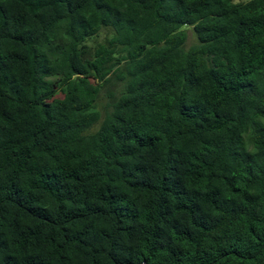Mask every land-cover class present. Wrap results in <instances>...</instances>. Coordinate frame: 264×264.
<instances>
[{
    "label": "trees",
    "instance_id": "1",
    "mask_svg": "<svg viewBox=\"0 0 264 264\" xmlns=\"http://www.w3.org/2000/svg\"><path fill=\"white\" fill-rule=\"evenodd\" d=\"M0 264H264V0H0Z\"/></svg>",
    "mask_w": 264,
    "mask_h": 264
},
{
    "label": "rangeland",
    "instance_id": "2",
    "mask_svg": "<svg viewBox=\"0 0 264 264\" xmlns=\"http://www.w3.org/2000/svg\"><path fill=\"white\" fill-rule=\"evenodd\" d=\"M247 1H250V0H234V2L236 3L247 2ZM195 44H197V38L193 30L189 28L188 29V39H187L185 47L186 49H189ZM114 83L105 85L101 90L98 104H99V108L103 116H105L108 112L112 110L113 102L115 101L116 97L119 96L121 87L117 82L115 84Z\"/></svg>",
    "mask_w": 264,
    "mask_h": 264
}]
</instances>
